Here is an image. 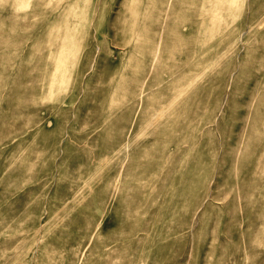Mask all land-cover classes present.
<instances>
[{
	"label": "rangeland",
	"instance_id": "374dc122",
	"mask_svg": "<svg viewBox=\"0 0 264 264\" xmlns=\"http://www.w3.org/2000/svg\"><path fill=\"white\" fill-rule=\"evenodd\" d=\"M0 264H264V0H0Z\"/></svg>",
	"mask_w": 264,
	"mask_h": 264
}]
</instances>
